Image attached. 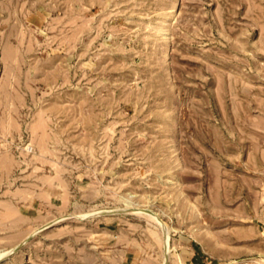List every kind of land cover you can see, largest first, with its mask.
I'll return each instance as SVG.
<instances>
[{
    "label": "rangeland",
    "instance_id": "rangeland-1",
    "mask_svg": "<svg viewBox=\"0 0 264 264\" xmlns=\"http://www.w3.org/2000/svg\"><path fill=\"white\" fill-rule=\"evenodd\" d=\"M0 264H264V0H0Z\"/></svg>",
    "mask_w": 264,
    "mask_h": 264
},
{
    "label": "bare ground",
    "instance_id": "bare-ground-1",
    "mask_svg": "<svg viewBox=\"0 0 264 264\" xmlns=\"http://www.w3.org/2000/svg\"><path fill=\"white\" fill-rule=\"evenodd\" d=\"M159 221H160V220H159ZM166 234H167V232H166ZM167 235H168V234H167ZM167 235H166V237H167ZM167 243H168V237H167ZM3 256H4V255H3ZM3 256H2V257H3Z\"/></svg>",
    "mask_w": 264,
    "mask_h": 264
}]
</instances>
